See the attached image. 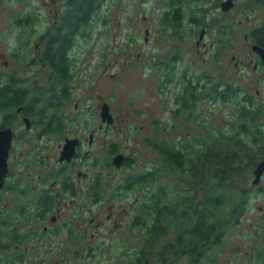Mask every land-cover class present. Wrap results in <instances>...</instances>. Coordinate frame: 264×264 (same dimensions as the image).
Instances as JSON below:
<instances>
[{
    "label": "trees",
    "instance_id": "obj_1",
    "mask_svg": "<svg viewBox=\"0 0 264 264\" xmlns=\"http://www.w3.org/2000/svg\"><path fill=\"white\" fill-rule=\"evenodd\" d=\"M107 1L109 0H65L62 2V10L59 11L58 7L52 21L51 18L42 19L41 10L33 6L30 0H0V6L18 2L27 5V9L13 12L12 27L6 32L8 39L13 31L19 37L15 56L22 61L25 58L28 60L27 52L30 51L31 41L37 40V45L40 46L39 61L49 65L52 70L50 88L33 90L30 96L25 88L17 86L16 73L10 75L11 81L9 79V82L0 85V112L9 110L15 114L16 108L29 99L28 109L33 112L34 120L38 119L41 123L51 113L47 123L50 133L53 135L62 131L64 127L60 126L65 124L60 111L71 98V83L77 70L76 52L80 47V40L91 39L95 26L108 23L109 17L101 15ZM162 4L165 8L160 19L165 30L168 27L179 29L189 22L195 31L203 33L208 15L199 3L192 5L191 12L187 9L188 0H164ZM134 8L138 9V3L134 2ZM37 22L41 23L38 27ZM24 46H27L26 53L23 52L26 48ZM181 58L182 54L178 51L167 61L169 78L162 81L163 88L171 84L175 73L171 70L174 71L175 64ZM100 59L105 62V56ZM187 77V73L180 75L181 87L175 97L177 107L174 112L202 128L193 140L185 136L178 143L165 137L156 138L155 141L147 140L148 145L159 155L160 162L152 164L139 174L131 173L117 190L112 191L109 198L107 194L110 186L102 176L96 178L90 202L100 204L102 208L114 196L124 198L140 191L143 194L142 199L134 206L136 215L128 223L127 236L123 235L121 239L110 243L111 246L114 244L119 247V253L115 255L117 262L125 260L119 264H178L180 259H185L186 264H218V249L243 220L251 190L247 189L246 183L241 186L240 182L250 181L249 173L260 166L258 164L261 159L258 156L264 152V143L259 141L264 140L263 132L262 136H258L260 131L255 133L252 130L259 123L260 113L253 110L251 102L246 101L241 110L236 105L231 108L228 121L215 129L213 116L200 115V103L206 100L212 106L232 101L240 104L233 99L235 89L229 85L220 92L219 85L212 82L211 90L205 89L203 95L202 86L210 76L185 81ZM3 78L0 69V81ZM195 91L201 96H196ZM12 94L15 95L11 96ZM53 119H60L61 124L54 130L51 126ZM154 124L158 125L159 121ZM251 135L256 137L255 141L251 140ZM83 147L82 144L75 156L80 158V162L86 163L92 157L90 154L85 155ZM107 155L105 167H117L113 160L123 155L118 142L110 144ZM110 157L111 160L108 161ZM100 161L99 158L95 159L93 165L98 167ZM134 166L135 160L130 157L124 158L121 164L127 170H133ZM76 167V163L65 162L62 167L49 170L50 175L47 177L53 182L60 181V191L55 193L56 189L48 186L44 193H35L34 196L22 194V197L28 198L18 210L24 207L18 214L10 212L8 220L0 222V238H9L5 243L0 242V264H44L38 259L41 252L36 247L30 250L28 245L45 246L52 238L61 237L60 239L80 247L85 245L84 242L88 240L77 235L75 219L52 223L53 226L50 224L51 217L57 211L58 200L77 196L78 188L72 179ZM172 176L176 177V181H169ZM78 214L81 215L82 211L78 210ZM24 222L28 225L27 232H21ZM5 230L8 232L3 233ZM136 234L141 237V241H132ZM70 243L66 246H70ZM51 251L52 249L44 251L43 256L51 254ZM59 254L61 253L57 255ZM100 255L109 256L105 243L86 246L84 253L78 258L80 264H84L85 261L96 260ZM256 256L260 264H264L263 247L257 251Z\"/></svg>",
    "mask_w": 264,
    "mask_h": 264
},
{
    "label": "rangeland",
    "instance_id": "obj_2",
    "mask_svg": "<svg viewBox=\"0 0 264 264\" xmlns=\"http://www.w3.org/2000/svg\"><path fill=\"white\" fill-rule=\"evenodd\" d=\"M53 1L58 3L54 4ZM63 1L65 0H30L33 6L41 10L42 19L51 18L52 21L58 12V7L59 11L62 10ZM163 1L109 0L104 4L101 15L109 17L108 23L95 26L92 38L80 40V47L76 52L78 65L71 83V98L60 111L63 117L62 122L65 124L64 128L61 132L57 131L58 134L49 138L48 141L43 138L39 142L34 141L30 146L32 154L45 161L42 166L43 172L62 167L63 164L59 163V158L67 136L82 139L84 141L83 152L89 153L92 157L86 163L77 161L72 179L79 192L74 198L58 200V208L53 216H57V222L75 219L74 226L77 228V235L88 240L84 242L86 246L105 243V250L109 256L100 255L96 260L85 261L84 264L125 262L123 259L117 262L115 255L119 253V247L114 244L111 246L110 243L127 234L128 223L136 215L134 206L143 195L140 191L124 198L114 196L109 202L107 201L108 205L102 208L100 204L90 202L96 178L102 176L106 184L110 186L107 194L109 198L112 191L117 190L131 173L139 174L152 164L160 162L159 155L148 145L147 140L155 141L156 138L165 137L178 143L183 136L193 140L202 128L182 116H177L174 112L177 107L175 97L181 87L180 75L187 72L189 76L192 64H194L195 75L192 73L191 76L195 80L205 78L207 76L205 73L217 77L220 72L218 65L204 51V49L208 51L207 49L211 48V46H205L204 43L216 42L219 33H212L215 30L211 28L208 42L205 39L200 40L199 30L195 31L189 22L179 29H168V27L165 30L160 19L165 8ZM214 1L216 0H188L187 9L191 12L192 5L197 2L205 8L206 14L211 10ZM134 2L138 3L137 10L134 8ZM25 8L27 9V5L20 2L0 6V69L4 76L2 84L10 79V75L16 73L21 80L28 81L29 86H33V90H48L51 86L52 70L49 65L39 61L40 46L37 45V40L31 41L30 51L27 52L28 60L25 58L22 61L15 56L17 52L15 48L19 46V37L14 31L9 39L6 37V32L12 27L13 12H21ZM228 19L227 17L214 18L213 24L218 25L220 21L229 22ZM244 24L247 25L245 19ZM40 25L41 23L37 22L36 26ZM24 47L26 48L23 52L26 53L27 46ZM178 51L181 52L182 58L175 64L174 71L171 70L175 72L171 84L163 88L162 81L169 78L167 61L172 59ZM104 56L105 62L100 59ZM6 60L8 65H5ZM226 62L230 63L226 67L228 72L233 69L234 60L228 56ZM230 76L235 78L234 72H230ZM195 95L201 96L197 91ZM207 102L204 100L200 103V115L213 116L212 122L215 123V129L228 121L231 108L236 105L238 110H241V107L246 105V101L242 100L239 101L240 104L232 101L228 104L219 103L216 106ZM262 102L264 103V100ZM105 104L110 106L114 119L113 125L109 128L101 118ZM261 114L259 124H264V113ZM48 116L50 117L51 113ZM48 116L45 117V124L49 122ZM35 120L38 121V119ZM155 121H159V124H154ZM60 125V119H53L51 125L53 130ZM252 130H256L255 126ZM34 131H39V128ZM92 133L94 141L90 145L88 139ZM251 136V140L255 141L256 137ZM114 142H118L126 158L130 157L135 160L133 170H127L121 166L105 167V159L108 158L107 151L110 144ZM44 144L46 147H43ZM258 157L260 158L261 155L259 154ZM98 158L101 159V163L95 167L93 162ZM107 169L110 171H106ZM78 173H80L79 176ZM249 179V182H240V184L244 186L246 183L247 189L251 190L255 179L253 171L249 173ZM38 180L35 177V185ZM169 181H176V177L172 176ZM59 184V180L53 182L47 177L46 185L55 188V193L61 189ZM4 203L10 205L11 198L6 196ZM74 208L76 209L72 211L71 209ZM78 210L82 211L81 215L78 214ZM263 214L264 193L262 195L250 194L241 224L231 231L226 242L218 249V264H241L243 251L248 250V244L252 243H249L248 239H255L256 232L263 235L258 227L261 225ZM50 224L53 226L51 221ZM22 227L21 232H27V226ZM134 236L132 241H141L138 234ZM60 238H52L45 246L28 245V247L30 250L36 247L37 251L41 252L38 259L44 264H80L78 257L84 253L86 246L72 245L69 241ZM68 243L70 246H66ZM257 243L260 242L257 241ZM50 249H52L51 254L47 253L43 256L44 251ZM58 253L61 254L57 255ZM178 264H186V260L180 259Z\"/></svg>",
    "mask_w": 264,
    "mask_h": 264
},
{
    "label": "flooded vegetation",
    "instance_id": "obj_3",
    "mask_svg": "<svg viewBox=\"0 0 264 264\" xmlns=\"http://www.w3.org/2000/svg\"><path fill=\"white\" fill-rule=\"evenodd\" d=\"M206 15H208V18L206 19V24L203 29V37L201 38V33L199 38L200 40L205 39V41L207 40L209 42V33L212 31L211 28L215 30V32L212 31V33H219L216 42H212L211 44L204 43L205 46H211V48L207 49L208 51L205 49L204 51L205 53L207 52L206 54L218 65L217 67L220 72L217 77L210 75V73H205V75L210 76V78L207 77L208 80H206L202 86L203 95L205 89L206 91L211 90L210 84L212 82L219 85L220 92L224 91L225 86L232 85V88L235 89L233 99L240 102L241 100L247 101V103L251 102L250 104L253 106V110L259 112L260 116H262L261 113H264V103L262 102L264 100V0H216L212 2L211 10L206 12ZM222 16L227 17V19L229 17V22L220 21L218 25L213 24L214 18H223ZM244 19L247 20V25L244 24ZM197 43L199 45V42ZM230 52L232 53L230 54ZM228 56H231L232 60H234V66L232 70L227 72L226 67L230 65V63H225V61ZM5 65H8L7 60L5 61ZM230 72H234L235 78L230 76ZM192 73H194V64L191 65L190 74L185 81L189 79L194 80V77L191 76ZM9 81H11V79ZM9 81H5V83ZM15 81L18 87L25 88L29 96L32 95L33 86H29L28 81L21 80L17 75ZM30 83L32 84L31 81ZM0 85H2V80L0 81ZM14 95L15 94H12L11 96ZM29 102V99H27L26 105L22 104L17 107L15 114L9 110L5 113L2 111L0 112V132L11 131L12 133L11 148L8 150V156L3 158L4 152L1 156L0 150V222L7 221L10 212L18 214L20 209L24 207L22 206L18 210L19 206L27 202L28 196H34L35 193L40 192L44 193L45 188H48L45 183L47 175H50V171L45 170V172H43L42 166L45 164V161H43L41 157L33 155L30 151V146L34 141L39 142L43 138L48 141L49 138L57 134L52 135L50 133L49 125L44 123L45 119L43 123L34 120L33 112L28 109ZM260 120L261 117L259 118V123ZM113 123L111 125H113ZM259 123L255 125V129L260 131L259 136H262V132L264 134V124ZM106 124L108 128L111 126H109L108 122H106ZM60 127L63 128L64 126ZM38 128L39 131H34ZM101 128L102 126L100 129ZM67 140L81 139L75 136H67L65 143ZM93 141L94 134L92 133L89 136L88 142L92 145ZM261 142L264 143V140L261 139ZM82 144L84 145L83 140L77 145L76 155ZM43 147H46L45 144ZM84 153L86 156L89 155V153ZM260 155L261 160L258 165L264 161V152H261ZM78 160L80 161V158L74 156L68 164L77 163ZM6 162L7 168L5 169L4 165H6ZM65 162L66 161L60 162L59 160L60 164H64ZM257 169L258 166L253 170L255 179L250 193L262 195L264 193V172L258 179ZM79 175L80 173H78V176ZM35 177L39 179L37 185L34 183ZM258 182L260 184H257ZM93 189V191H95V188ZM78 192L79 190L76 193L78 194ZM26 193L28 196L26 198L22 197V194ZM6 196L11 198L10 205L4 203ZM53 216L50 221L51 223H56L57 216ZM24 225L28 228L25 222L22 226ZM258 227L260 231L263 232V235L256 232L255 239H248L249 243H252L248 244V250L243 251L241 264H260L256 254L260 248H264V214L261 225H258ZM7 232L8 231L5 230L3 233ZM0 233L2 232L0 231ZM247 237L248 236H246V238ZM8 240L9 238L7 236H1L0 238V242L3 243ZM257 241L260 243H257ZM243 247L245 248V244H243ZM244 248L242 250H244ZM9 252H11V249ZM262 258L264 259V257Z\"/></svg>",
    "mask_w": 264,
    "mask_h": 264
},
{
    "label": "water",
    "instance_id": "obj_4",
    "mask_svg": "<svg viewBox=\"0 0 264 264\" xmlns=\"http://www.w3.org/2000/svg\"><path fill=\"white\" fill-rule=\"evenodd\" d=\"M203 37V33L201 34V38ZM102 121L108 122L109 126L113 123V117L110 112V107L108 104H105L103 107V112L101 114ZM11 131H4L0 132V150H1V156L3 153V158L8 156V150L11 148ZM77 145H79V140H67V142L64 145L63 151L61 153L60 162H71L72 158L76 154V148ZM124 155H120L117 158L114 159V164L117 167H120L123 160ZM5 169L7 168V162L6 165H4ZM264 172V161L260 164V166L257 169V178L259 179V176Z\"/></svg>",
    "mask_w": 264,
    "mask_h": 264
}]
</instances>
